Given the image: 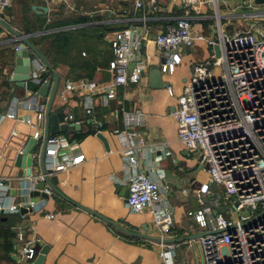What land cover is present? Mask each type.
I'll use <instances>...</instances> for the list:
<instances>
[{
	"label": "crops",
	"instance_id": "1",
	"mask_svg": "<svg viewBox=\"0 0 264 264\" xmlns=\"http://www.w3.org/2000/svg\"><path fill=\"white\" fill-rule=\"evenodd\" d=\"M11 1L9 8L0 11V18L18 32L31 34L30 40L60 75L63 84L57 90L52 111L61 110L67 121L82 124L80 130L65 134L79 144L84 158L80 164L56 173L57 190L52 188V192L46 193L47 197L34 196L36 200L46 199L42 209L30 210L24 206V212L0 213V264H16L19 227L29 232L35 230L41 236L38 252L43 245H48L43 264H160L157 241L161 232L153 212H133L126 204L129 189L122 155L124 146L122 137L114 132L115 128H124L123 107L145 113V123L138 128L146 141L141 167H147L149 161L163 156L158 164L166 172L165 185L173 210V223L166 241L176 245L175 264H204L198 238L185 237L203 232L188 211L201 207L198 189L208 180L209 174L206 167L199 164L197 152L179 139L173 111L191 78L193 65L216 54L207 40L218 36V23L212 17V9L191 11L194 33H203L205 38H196L192 46L183 45L179 49L181 62L173 73H167L161 68L164 56L153 40L169 22L185 14L179 0L158 3L143 0L144 6L140 8L135 5L136 0ZM221 5L225 7L224 13L221 9L224 26L239 27L241 21L230 15L239 12L234 7L236 4ZM43 6L48 7L46 13L38 11ZM78 17L90 18L72 26L86 28L79 39L82 55L92 57L94 49L99 51L100 64L94 78L104 81L112 78L106 65V58L112 54L110 45L103 38L97 39L96 33L89 34L98 25L110 26L113 31L134 29L137 39L142 40L141 54L147 61L138 83L120 87L117 98L110 105H101L91 111L84 107L80 95L68 93L66 98L62 97L67 80L80 78L82 69L69 62H55L53 52H49L52 38L35 43L41 35L55 30L46 29L48 24ZM14 37V33L0 23V114L10 111L18 114V117L11 114L0 119V178L9 185L7 193H0L3 201L23 199L28 178L25 167L17 163L18 155L31 137H38L41 142L39 136L45 127V120L38 118L35 109L42 103V98L12 81L16 65ZM75 53L82 58L80 51ZM35 55L31 51V57ZM18 99L24 100L23 104L17 105ZM42 104L46 114L47 104ZM20 116H29L34 125L21 120ZM99 133L106 138V143ZM157 146L159 149H154ZM160 147H166L170 152L165 154V149ZM32 171H40L39 165L34 164ZM223 196L221 188L213 185L208 201L215 205L217 200L225 201ZM215 210L218 213V208ZM46 212L54 216L49 218Z\"/></svg>",
	"mask_w": 264,
	"mask_h": 264
},
{
	"label": "built area",
	"instance_id": "2",
	"mask_svg": "<svg viewBox=\"0 0 264 264\" xmlns=\"http://www.w3.org/2000/svg\"><path fill=\"white\" fill-rule=\"evenodd\" d=\"M179 1L185 14L169 22L153 40L164 56L162 70L173 73L181 62L179 49L183 45L192 46L196 38H205L203 33H194L192 10L212 9V17L218 23V36L207 40L212 47L220 46L219 55L193 65L191 78L173 111L179 139L197 152L199 164L206 167L209 174L198 189L201 207L188 211L206 232L197 239L201 256L204 264H264V3L255 0ZM228 2H234L236 9L243 6L253 9L230 14L241 21L239 27L233 25L232 32L224 26L221 12V4ZM11 5V0H0V11ZM135 5L143 7L144 1L136 0ZM106 38L114 52L109 65L111 80L69 79L62 92L63 98L68 93L80 95L88 111L110 105L120 87H130L140 81L147 66L141 54L142 40L137 39L134 29L115 30L107 33ZM14 49H19V45ZM32 61L34 79L42 84L47 67L37 55ZM169 90L173 94L171 87ZM23 102L18 99L17 105ZM35 109L38 118L45 120L43 104L36 105ZM11 114L18 117L17 111H10L1 113L0 119ZM20 118L34 125L29 116ZM121 118L124 128H115L114 132L122 137L124 146L122 155L129 189L126 204L133 212H153L161 232L157 241L160 264H175L176 245L166 241L173 223V210L165 185L166 172L158 164L163 156L142 168L140 160L146 141L138 128L145 123V113L123 107ZM160 148L165 149V154L170 152L166 147ZM45 156L48 172L32 171L24 185L23 199L0 200V213H18L24 206L30 210L42 209L46 199L36 200L33 191L52 192L46 177L78 165L84 158L79 144L65 133L49 136ZM39 182H45V186L39 187ZM213 185L221 188L225 198V201L217 200L215 205L208 201ZM8 190L9 185L0 178V193ZM215 208H218L217 214L213 212ZM45 215L54 216L49 212ZM17 238L20 247L16 264H32L41 236L35 230L29 232L19 227Z\"/></svg>",
	"mask_w": 264,
	"mask_h": 264
},
{
	"label": "water",
	"instance_id": "3",
	"mask_svg": "<svg viewBox=\"0 0 264 264\" xmlns=\"http://www.w3.org/2000/svg\"><path fill=\"white\" fill-rule=\"evenodd\" d=\"M256 3H264V0H255ZM34 9L37 10V6H33ZM48 7H40L38 11L46 13ZM0 23L10 29L15 37L12 41L16 42L19 45V49L15 50L16 53V65L14 68V72L12 75V81L15 82L18 86H21L25 89L30 90L31 92L36 93L42 98V103L47 104L46 114H45V127L43 132L39 136L42 140L39 141L38 137H31L28 141L27 145L18 155L17 163L21 164L26 169V175L30 176L32 174L33 165L38 164L39 170L47 173V166L48 162L45 156V148L47 144V140L49 136L59 134V133H67V132H74V130H80L82 124L80 122H69L67 121L66 114L63 111H52V106L56 97V93L58 88L63 84L60 79V75L58 72L53 68V66L49 63L45 55L41 52V50L30 40L31 34H23L18 32L16 29L12 28L8 23L0 18ZM233 24L227 25V29H232ZM232 32V31H229ZM153 48V45L150 46ZM214 49L216 55L220 54V46L219 44L214 45ZM31 51H33L40 59L45 63L47 70L42 75L45 78V81L40 84L35 81L34 76L32 74L33 70V61L31 57ZM164 61V59H163ZM52 77H48L49 75ZM52 87V88H51ZM51 88V91H50ZM99 136L105 141L106 138L99 133ZM37 154L39 156L37 157ZM36 155V158L35 156ZM58 182V177L56 174L47 176L46 183H48L51 188L57 190L56 183ZM39 187H44L45 182H39ZM43 195L48 196V194L42 192L40 193L39 190H34L32 195ZM22 212L25 210L22 208ZM217 214V210L214 211ZM110 221V220H109ZM125 231L130 232L127 229L122 228ZM206 232H201L196 235H190L185 237L186 239L191 238H199L200 236L205 235ZM48 249V245H43L39 252L36 255L32 264H43L44 256Z\"/></svg>",
	"mask_w": 264,
	"mask_h": 264
},
{
	"label": "trees",
	"instance_id": "4",
	"mask_svg": "<svg viewBox=\"0 0 264 264\" xmlns=\"http://www.w3.org/2000/svg\"><path fill=\"white\" fill-rule=\"evenodd\" d=\"M89 17H78V18H69L64 20H59L55 23L48 24L45 28L51 29L55 28V30L50 31L49 33L41 35L37 41H35L36 44H39L44 41L45 38H52L51 43V49L49 52H53V58L55 62H65V63H71L72 65H77L79 69H82L83 73H81L80 77H87V78H94L95 71L97 69L98 63V54L99 51L97 49L93 50L92 57H87L82 55L81 49H79L80 46V36L83 31L86 29L84 27H72L74 25L82 24L86 21H89ZM113 31V29L110 26H104V25H98L96 27H93L89 34L94 35L96 33L97 39L103 38L107 41V43L111 47V55H108L106 58L107 62L106 65H110V61L114 57V52L111 46V43L106 38L107 33ZM80 51V55H82V58H79L78 55H76L75 52Z\"/></svg>",
	"mask_w": 264,
	"mask_h": 264
},
{
	"label": "rangeland",
	"instance_id": "5",
	"mask_svg": "<svg viewBox=\"0 0 264 264\" xmlns=\"http://www.w3.org/2000/svg\"><path fill=\"white\" fill-rule=\"evenodd\" d=\"M221 9H222V11L224 13L225 12V7L223 5H221ZM244 10H253V9L249 8V7H246V6H243V9H241V8L238 9V11H244ZM254 10H256V9H254ZM254 20H250V21L253 22ZM144 59H145V57H144Z\"/></svg>",
	"mask_w": 264,
	"mask_h": 264
}]
</instances>
